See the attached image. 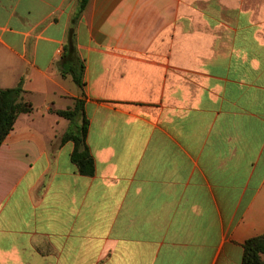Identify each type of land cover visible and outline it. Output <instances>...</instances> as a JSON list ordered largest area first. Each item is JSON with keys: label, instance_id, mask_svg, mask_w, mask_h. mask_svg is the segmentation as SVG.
Returning <instances> with one entry per match:
<instances>
[{"label": "crops", "instance_id": "crops-1", "mask_svg": "<svg viewBox=\"0 0 264 264\" xmlns=\"http://www.w3.org/2000/svg\"><path fill=\"white\" fill-rule=\"evenodd\" d=\"M0 0V264H241L264 233V0ZM83 87L61 74L69 30ZM76 86V87H75ZM83 101L94 173L55 113Z\"/></svg>", "mask_w": 264, "mask_h": 264}, {"label": "trees", "instance_id": "trees-1", "mask_svg": "<svg viewBox=\"0 0 264 264\" xmlns=\"http://www.w3.org/2000/svg\"><path fill=\"white\" fill-rule=\"evenodd\" d=\"M87 1L77 0V11L73 17V23L84 10ZM64 50L71 57H62L61 74L63 76L70 74L73 82L82 88L84 85V66L80 57H72L74 55V32L72 27L69 30ZM24 93L22 81L14 87L0 88V144L12 130L18 115L33 110L32 102L24 98ZM55 113L69 121V128L61 136V141L70 140L73 142L72 163L76 165L81 174L92 175L94 173V161L86 143L88 119L82 99H74L72 106L56 110ZM242 246L241 264H264V233L246 239Z\"/></svg>", "mask_w": 264, "mask_h": 264}, {"label": "rangeland", "instance_id": "rangeland-1", "mask_svg": "<svg viewBox=\"0 0 264 264\" xmlns=\"http://www.w3.org/2000/svg\"><path fill=\"white\" fill-rule=\"evenodd\" d=\"M76 85V84H75ZM76 87V86H75Z\"/></svg>", "mask_w": 264, "mask_h": 264}]
</instances>
